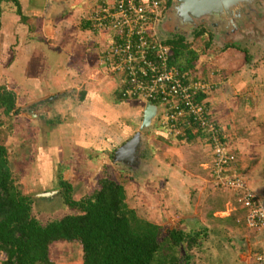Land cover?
Wrapping results in <instances>:
<instances>
[{
    "label": "rangeland",
    "instance_id": "obj_1",
    "mask_svg": "<svg viewBox=\"0 0 264 264\" xmlns=\"http://www.w3.org/2000/svg\"><path fill=\"white\" fill-rule=\"evenodd\" d=\"M20 1L26 5L28 0ZM67 1H73V9L77 10L76 13L79 15L84 10L82 2L88 0ZM15 9L16 7L11 1L0 0V42H3V46H11V53L0 52V84L5 85L8 90L13 89L18 96L15 100L17 113L9 118L0 114V140L6 148L12 177L21 193L31 196L43 191L56 190V195L47 200H33L31 204L32 216L44 223L75 212L63 202L61 182L64 183L63 187L68 185L70 198L78 200L92 193L99 178L114 179L122 184L125 203L137 217L159 225L163 229L174 227L184 232L198 233V244L196 247H192L189 252L191 264H244V259L240 255L234 254L230 248V245L233 244V234L242 237L241 229L230 230L227 225L217 224L213 221L216 218L211 215L203 221L195 214L190 215L189 218L194 219L190 222H196L194 225L188 221L182 223L181 221L185 217L182 219L178 215L180 212L178 204L182 201L180 197L184 194L182 192L195 186L191 175L197 174L199 171L193 165L182 166L180 153L182 148L185 149L182 146L187 144L188 151H191L189 153H192L191 157H194L193 153H195V149H198L196 139L192 138L186 142L183 139L178 142L173 132L160 128L154 121L142 135L140 149L137 153L140 163L138 169L121 163L113 164L109 152L106 155L105 164L96 161L89 163L86 161V152H78L71 148V137H73L71 132H73L74 124L80 125L84 121L85 124L90 123L91 126H94V122H88L85 117L86 110L83 111L81 108L77 110L80 103L77 101L80 91L79 83H83V89L90 90L91 93L99 94V96L102 95L111 109H114L115 115L107 118L106 121L107 127H115V137L109 140L110 146L113 145V147H116L122 140L128 139L136 130L141 117V102L126 100L129 105L125 104L126 106L123 105V107L117 104L116 93L119 85L114 76L103 71L100 67H96L94 47H90L92 44L86 43L81 38L82 35L78 36L79 38L75 37L78 31V16L75 17L74 14L65 26L58 24L54 35L43 38L40 33L41 27L37 25V21L30 17L28 20L26 18V21L20 22L19 16L15 15ZM169 24L168 21H160L157 24L156 31L161 35V39L172 34L169 31ZM201 30H195L199 35L188 34L191 38H185L184 43L199 53V59L195 64L199 67L206 64L205 67L211 69L209 61L214 59L219 47H217V41L213 39L211 42L207 41V37H209L207 28ZM202 32L205 33L202 34ZM173 36L176 35L173 34ZM261 36L264 37V17L259 22L254 21L250 28L245 29L238 37H234L231 43L239 46L242 51H246L249 55L248 61H251L253 53L251 44L258 43ZM61 38H63L62 41ZM38 39H44L45 45L54 48L51 54L61 50V47H68V45H73L71 47L73 50L77 48L74 54L69 56L68 62L59 67L63 81L67 82L65 75L68 78L71 75V80L76 81V84L74 87L64 85L63 88H67V90L59 93L55 96L56 98L54 96H50L48 100L46 98L45 101L50 106L49 112L41 109V105L44 104L42 101L33 100V97L25 95V93L34 94L41 88V86L30 85L27 79V75L30 74L32 77L31 71L35 74L38 68L37 58L39 56L33 50L38 45ZM25 51L26 54H24ZM207 51L211 52L207 53ZM89 52L90 54H88ZM234 55L238 54L234 52ZM261 56V54H257V57ZM248 61L246 60V62ZM257 61L258 59L256 63ZM205 67L204 69H206ZM213 68L216 69L214 66ZM42 82L40 81L44 86ZM250 100L248 96H241L239 93L237 97H232L230 102H235L237 108L242 110L245 101L250 102ZM207 106L210 107L208 104ZM54 124H56V128H59L57 134L59 132L62 137L61 142L65 147V155L60 161L55 162L52 156L44 161L39 150L46 142L48 145L52 144L51 139L56 134ZM95 128L97 129L96 123ZM168 146L171 148L174 146L176 149L174 147L168 149ZM175 199L177 202L174 201ZM241 228L244 232L251 231L245 226H241ZM48 254L52 264H81L80 248L75 242H53L48 247ZM2 259L3 255L0 254V261Z\"/></svg>",
    "mask_w": 264,
    "mask_h": 264
},
{
    "label": "crops",
    "instance_id": "obj_2",
    "mask_svg": "<svg viewBox=\"0 0 264 264\" xmlns=\"http://www.w3.org/2000/svg\"><path fill=\"white\" fill-rule=\"evenodd\" d=\"M17 2L19 5V15L16 12L15 15L19 16V21L23 22L26 21V18L27 20L30 17L34 18L38 23L37 25L41 27V32L40 30L38 31L42 33L43 38L54 35L58 24L65 26L74 14L75 17L78 16V31L75 37L79 38L78 36L82 35L83 37L81 36V38L86 43L92 44L90 47H94L95 64L96 67H99L97 63L96 44L86 38L88 23L82 19V16L88 12L97 0L82 2L84 10L79 15L76 13L77 10L75 11L73 9V1L51 0L50 18L52 25L51 29L47 32L44 31L43 16L47 0H28L26 1V5L23 1L17 0ZM75 2L78 3L77 1ZM66 16L67 19H65ZM82 23H85V28H81ZM68 32L70 31L68 30ZM70 35L72 34L70 33ZM261 38H259L258 43L251 44L253 46L251 61H248L249 55L246 51H242L239 46L231 43L234 36L223 41L218 39L219 41H216L219 50L214 56V59L209 61L212 68L208 69L205 67L206 64L199 67V65L195 64V61L191 72L215 85L212 91L200 95L199 100L210 106L207 107L211 111V117L219 125L229 149L235 154V169L245 181L247 188L259 199L264 209V37L261 36ZM37 44V47L32 49L39 56L37 58L38 71L36 70L35 74L31 71L32 77L27 73L30 75H27V79L30 85L41 86V88L34 94L25 93V95L31 96V98L33 97V100L42 101L44 104L41 105V109L49 112L50 106L45 101L46 98L48 100L50 96L55 97L62 91L67 90V88H63L64 85L74 87V84H76V81L71 80V75L69 78L65 75L67 82L63 81L59 67L61 64L68 62L69 56L74 54L77 48L75 50L71 49L73 45H68L66 48L61 47L62 49L58 52H53L55 54L53 57L51 51L54 48L45 45L44 39H38ZM10 47L3 46V42H0V52L5 51L6 53H11ZM257 51L259 52L257 53ZM210 52L207 51V53ZM234 52L238 55H234ZM24 54H26V51ZM257 54H261L262 56L259 58ZM257 59L258 61L256 63ZM210 72H212V75H209ZM40 81H43L44 86H42ZM78 86L81 91L84 85L81 82ZM10 91L14 93L16 100L18 96H16L15 91L13 89H10ZM83 92L82 100L77 96V101L78 103L80 102L77 110L81 108L83 111H87L88 109L87 113L85 111V117H87L88 122H94V126H91L90 123H88L89 125L85 124L84 121L80 125H77V123L74 124L72 127L73 132H71L73 133V137H71V148L78 152H86V161L89 163L96 161L105 164L107 159L106 155L108 154L110 146L109 140L110 138H114L116 134L114 131L115 127H107L106 121L107 118L115 115V111L106 103L102 95L100 97L99 94L91 93L90 90L88 91L85 88ZM239 93L241 96L246 95L251 99L250 102L245 101L242 110L237 108L235 102H230V99L237 97ZM127 101L118 99L116 102L119 106L123 107L125 104L129 105ZM135 102L140 103L139 101ZM141 106H143L142 103ZM141 106L140 109L142 108ZM85 117L83 115V119ZM95 123L97 124V129L95 128ZM43 124L45 125L46 123ZM55 125L53 126L56 134L51 139L52 144L48 145L46 142L39 150L41 151V158L44 161L51 156L55 162L60 161L65 155V147L61 142L62 137L59 132L57 134L59 128H56ZM97 133L99 134L97 135ZM193 135L192 138L196 139L195 141L198 143V149H195V153H193L194 157H191L192 153H189L191 151H188V146L185 144L182 146L185 149L182 148L180 161L182 166L188 167L193 165L199 171L193 175L188 173V175L193 176L192 181H194L195 186L182 192L184 194L180 197L182 201L178 204L180 207L178 215L183 219L184 217L189 218L190 215L195 214L197 218H201V221L211 215L216 218L213 221L217 224L227 225L230 230L235 228L241 229L243 232L242 237L233 234V244L230 245V248L234 254L240 255L244 259V264H251V255L258 250L264 249V231H243L241 226H244L242 221L244 211L235 205V193L215 185L209 169L211 154L205 141V136L201 132ZM183 139L185 142L189 141L185 140L184 137H181L177 141L179 142ZM166 144H169V142H166ZM172 148L168 146V149ZM174 148L176 149V147ZM240 241L247 242L246 252L241 251Z\"/></svg>",
    "mask_w": 264,
    "mask_h": 264
},
{
    "label": "trees",
    "instance_id": "obj_3",
    "mask_svg": "<svg viewBox=\"0 0 264 264\" xmlns=\"http://www.w3.org/2000/svg\"><path fill=\"white\" fill-rule=\"evenodd\" d=\"M4 1H11L19 15L17 0ZM85 27L82 23L81 28ZM174 37L162 41L171 52V63L192 71L199 53L182 37ZM78 95L82 100L84 92ZM16 111L14 93L0 84V114L9 118ZM198 132L185 130L175 135L177 140H190ZM116 147L109 146L108 152L112 154ZM63 184V202L75 212L44 223L36 220L31 214L33 200L15 184L0 140V264H52L48 247L53 242L77 243L81 264H191L189 252L198 244V233L174 227L163 229L137 217L125 203L122 184L99 178L92 193L78 200L70 198L68 185L65 188Z\"/></svg>",
    "mask_w": 264,
    "mask_h": 264
},
{
    "label": "built area",
    "instance_id": "obj_4",
    "mask_svg": "<svg viewBox=\"0 0 264 264\" xmlns=\"http://www.w3.org/2000/svg\"><path fill=\"white\" fill-rule=\"evenodd\" d=\"M164 12L165 0H97L82 19L88 23L86 38L96 44L98 66L114 76L120 99L154 105L160 128L176 135L185 130L203 133L213 182L235 193L247 229L264 231V209L235 169V154L209 108L199 100L215 85L171 63V52L156 31ZM250 260L264 264V249Z\"/></svg>",
    "mask_w": 264,
    "mask_h": 264
},
{
    "label": "water",
    "instance_id": "obj_5",
    "mask_svg": "<svg viewBox=\"0 0 264 264\" xmlns=\"http://www.w3.org/2000/svg\"><path fill=\"white\" fill-rule=\"evenodd\" d=\"M50 1L47 0L44 10V31L51 29ZM168 7L164 12L165 21L170 24L169 31L172 34L185 38L200 23L212 26L217 34L232 35L248 28L255 21L259 22L264 17L263 0H168ZM261 12H260V11ZM158 37L159 34L157 33ZM218 37H220L218 35ZM160 38V37H159ZM228 38V37H227ZM157 114V108L147 101L141 108L139 124L133 134L118 145L111 154L113 164L126 166L139 164L137 153L140 147L142 135L152 126ZM56 195V190L43 191L31 195L34 201L47 200ZM185 221H194L192 217L184 218ZM241 251H247V242L240 241Z\"/></svg>",
    "mask_w": 264,
    "mask_h": 264
},
{
    "label": "flooded vegetation",
    "instance_id": "obj_6",
    "mask_svg": "<svg viewBox=\"0 0 264 264\" xmlns=\"http://www.w3.org/2000/svg\"><path fill=\"white\" fill-rule=\"evenodd\" d=\"M168 5H169V3H168V0H165V10H166V8L168 7ZM260 11V10H259ZM261 12V11H260ZM165 16L163 15V17H162V19H161V21H165ZM205 28H207V32H208V35H209V37H207V41H210L211 42V39H213V40H217V41H219V40H221V41H223V40H226V39H228V38H231L230 36H227V35H221V34H218L220 37H218V35H216L217 34V31L216 32H213V29H212V26H208L206 23L204 24V23H200L199 25H197L196 26V29L195 30H197V29H202V30H205ZM248 28H250V27H248ZM248 28H246V29H248ZM194 30V31H195ZM201 30V31H202ZM245 30V29H244ZM244 30H242V31H240L239 32V34H241ZM193 30H192V32H191V34L190 35H196L197 33H196V31L194 32ZM200 31V32H201ZM203 33H205V32H202V34ZM239 34H237V35H234V37H238L239 36ZM190 35H187L185 38H191V36ZM177 36V35H176ZM190 36V37H189ZM233 36V35H232ZM159 37L160 38H162L161 37V35L159 34ZM181 37V36H180ZM228 37V38H227ZM167 38H175L174 36H173V34H171V35H166L165 36V39H167ZM185 38H183V40L185 39ZM165 39H163V40H165ZM219 39V40H218ZM213 42V41H212ZM207 44H209V42H207ZM211 45H212V43H211ZM139 149H140V147H139ZM140 164V163H139ZM139 164H135V165H131L130 167H133V168H136V169H138V167H139ZM140 169V168H139Z\"/></svg>",
    "mask_w": 264,
    "mask_h": 264
}]
</instances>
